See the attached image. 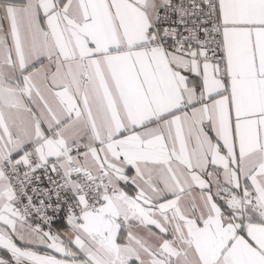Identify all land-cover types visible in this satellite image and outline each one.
<instances>
[{
    "label": "snow or ice",
    "instance_id": "snow-or-ice-1",
    "mask_svg": "<svg viewBox=\"0 0 264 264\" xmlns=\"http://www.w3.org/2000/svg\"><path fill=\"white\" fill-rule=\"evenodd\" d=\"M0 264H264V0H0Z\"/></svg>",
    "mask_w": 264,
    "mask_h": 264
}]
</instances>
